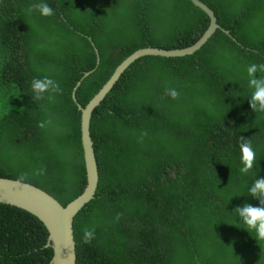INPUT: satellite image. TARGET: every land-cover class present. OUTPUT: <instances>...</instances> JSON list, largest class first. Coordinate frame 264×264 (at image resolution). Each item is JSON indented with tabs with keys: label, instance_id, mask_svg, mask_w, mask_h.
I'll use <instances>...</instances> for the list:
<instances>
[{
	"label": "trees",
	"instance_id": "16d2710c",
	"mask_svg": "<svg viewBox=\"0 0 264 264\" xmlns=\"http://www.w3.org/2000/svg\"><path fill=\"white\" fill-rule=\"evenodd\" d=\"M201 1L231 35L217 30L192 55L138 59L93 111L99 186L74 219L75 264H264V241L234 212L258 206L248 188L264 177V112L250 107L247 74L264 63V36L251 39L246 23L264 21V0ZM40 2L55 14H29ZM209 24L191 0H1L0 177L28 173L67 206L87 185L78 104L137 50L187 48ZM44 76L63 89L55 101H33L31 81ZM241 136L256 151L247 175ZM85 227L95 228L87 245ZM49 238L39 218L0 204V264H50Z\"/></svg>",
	"mask_w": 264,
	"mask_h": 264
},
{
	"label": "water",
	"instance_id": "95a60500",
	"mask_svg": "<svg viewBox=\"0 0 264 264\" xmlns=\"http://www.w3.org/2000/svg\"><path fill=\"white\" fill-rule=\"evenodd\" d=\"M1 1V0H0ZM198 8L202 9L210 18V25L199 40L192 46L181 49H163L147 47L137 50L124 60L115 70L114 74L103 86V88L85 106L78 104L81 115L82 145L84 152L85 167L87 173V185L83 193L67 206H63L53 195L33 184L29 187L17 185L15 180L0 178V204L21 208L39 218L50 232L49 244L47 247L54 249L53 258L50 264H75V238L74 219L76 215L87 206L94 198L99 186L98 163L96 160L94 143L91 137L90 123L93 111L101 105L107 93L111 90L120 76L138 59L145 56L159 57H184L192 55L200 50L217 30L227 35L230 32L218 23L214 11L201 0H191ZM91 72H86L84 77L76 83L73 88V99L76 101V90L82 80L88 77Z\"/></svg>",
	"mask_w": 264,
	"mask_h": 264
},
{
	"label": "clouds",
	"instance_id": "9594fccd",
	"mask_svg": "<svg viewBox=\"0 0 264 264\" xmlns=\"http://www.w3.org/2000/svg\"><path fill=\"white\" fill-rule=\"evenodd\" d=\"M27 11L29 14L37 11L44 17H51L55 14L54 9L44 2L33 3ZM257 73H264V63H253L247 68L249 78L248 87L252 90L249 103L254 112H264V76L257 78ZM31 90L33 92V101H40L45 98L49 101H55L56 96L63 92L60 83L48 76L33 78L31 81ZM165 95L172 99H178L180 93L175 88H169L165 90ZM47 123V121H40L37 126L45 128ZM145 136H147V132L141 133V142ZM239 147L241 151V163L243 165L239 171L242 175H247L257 164L256 151L253 148L251 140L244 136L240 137ZM45 173L46 169L40 168L35 170L33 175L43 176ZM28 178V173H21L14 183L29 187L25 183ZM248 192L249 196L259 201L258 206L245 203L242 206L236 207L234 212L237 214L239 221L246 226L248 232L255 233V239L257 241H264V177H257L249 186ZM119 219L120 215L118 214L116 220L118 221ZM82 233L83 244H90L95 239V228L85 227L82 229Z\"/></svg>",
	"mask_w": 264,
	"mask_h": 264
},
{
	"label": "rangeland",
	"instance_id": "374dc122",
	"mask_svg": "<svg viewBox=\"0 0 264 264\" xmlns=\"http://www.w3.org/2000/svg\"><path fill=\"white\" fill-rule=\"evenodd\" d=\"M230 11V9H229ZM252 29V34L250 36L251 39L259 38L264 36V21L260 24H256L254 20L246 22ZM4 86L0 87V92L3 91ZM16 100L12 99L10 96H6L5 104L6 105H12L15 104Z\"/></svg>",
	"mask_w": 264,
	"mask_h": 264
}]
</instances>
